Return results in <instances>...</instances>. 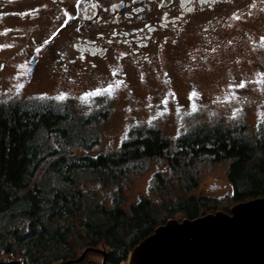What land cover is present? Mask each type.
Wrapping results in <instances>:
<instances>
[{
  "label": "rangeland",
  "instance_id": "374dc122",
  "mask_svg": "<svg viewBox=\"0 0 264 264\" xmlns=\"http://www.w3.org/2000/svg\"><path fill=\"white\" fill-rule=\"evenodd\" d=\"M240 9L241 2H238L223 16L213 17L206 23L202 17V23L188 28L181 50L162 55L160 62H155L150 69L126 70L117 73L115 77L112 75L113 71L103 67L78 74L76 70L62 71L41 65H34L31 75L24 76V70L19 67L23 65L21 61L24 59H8L9 56H14L18 39L12 36L11 30L8 32L1 29L0 21V61L4 62L0 64V104L46 103L55 108L66 107L83 117H94L100 113L98 120L93 119L90 124L91 130L98 135V143L88 150L76 145L68 149L74 156H95L116 151L126 141L123 138L125 135L128 137L130 131L144 132L151 128L159 129L173 141L178 132L182 134L201 126L228 127L245 124L251 136L256 138L264 134V124L257 127L258 113L264 116V91L255 90L260 86L250 83L244 89H235L239 99L232 100L231 103L224 102L230 84H238L241 80H257L260 78L257 74L264 73V47L261 46L264 24L252 25L241 15ZM234 14L241 18L232 19ZM26 30L28 34L29 28ZM5 45L11 47H3ZM114 79L123 83L113 99L101 97L87 104L79 99L88 91L107 87ZM18 83L25 85L20 95L16 94ZM194 91L199 95L195 100L198 111L185 115L191 111L192 101L189 100V95ZM61 92L70 97L66 102L37 99ZM170 93L175 94L174 100ZM165 97H168L167 114L149 125L150 118L156 116L158 111H163L161 102ZM217 97L220 99L217 100ZM177 108L180 109L179 112ZM237 108L243 110L241 116L230 119ZM229 164L227 161L212 163L202 159L195 163L193 169L179 174L158 160L132 163L128 164V173L122 179L105 184L99 183L91 175H79L75 189L83 195L80 211L67 220L57 219L52 223L54 228L73 229L69 231V244L62 250V254L76 258L81 255L86 248L84 244L87 239H84L79 222L90 220L89 211L97 207L108 210L117 206L127 210L139 200L147 199L151 206L161 212L164 205L172 204L177 199L204 195L217 202L216 212H223V207L229 213L233 206L229 202ZM184 174L194 176L197 183L187 192L183 190ZM157 175L164 181L168 180L171 186L158 189L155 180ZM179 177L182 178L180 182ZM34 184L47 190L54 186L52 178L45 174L44 167L38 171ZM182 219L176 212L168 218L178 222ZM12 230L15 231L14 235L10 234ZM25 235H28V221L25 218L16 215L0 220V262L13 260L24 264L26 258L22 251L27 247L23 248L20 239ZM97 248L106 250L103 244L97 245ZM47 258V254L40 252L33 263L27 264H45L48 262ZM60 261L53 259L51 264H59ZM101 261L102 255L89 252L78 264H101Z\"/></svg>",
  "mask_w": 264,
  "mask_h": 264
},
{
  "label": "trees",
  "instance_id": "16d2710c",
  "mask_svg": "<svg viewBox=\"0 0 264 264\" xmlns=\"http://www.w3.org/2000/svg\"><path fill=\"white\" fill-rule=\"evenodd\" d=\"M97 116L101 114L83 117L66 107L38 102L0 104V220L19 215L28 221V235L20 239L23 248L27 247L22 251L24 264L33 263L40 252L48 255L45 264L53 259L61 263L78 258L62 254L73 229L54 228L52 223L80 211L83 195L75 189L79 175H91L105 184L122 179L132 163L158 160L180 174L202 159L227 161L230 204L264 197V134L252 137L245 124L201 126L179 134L173 141L156 128L130 131L116 151L74 156L68 149L76 145L88 150L98 143V135L90 128ZM43 167L54 183L48 190L33 185ZM155 180L158 189L171 186L159 175ZM183 180L185 192L197 184L189 174H184ZM217 210V202L204 195L177 199L164 205L161 212L149 200L141 199L127 210L117 206L94 208L89 211L90 220L79 222V228L87 239L86 248L103 244L106 264H120L174 212L193 220ZM221 210L227 213L226 208ZM14 262L10 264H22Z\"/></svg>",
  "mask_w": 264,
  "mask_h": 264
},
{
  "label": "flooded vegetation",
  "instance_id": "af4514ba",
  "mask_svg": "<svg viewBox=\"0 0 264 264\" xmlns=\"http://www.w3.org/2000/svg\"><path fill=\"white\" fill-rule=\"evenodd\" d=\"M238 2L246 21L264 24V0H0V21L18 39L10 60L35 58L31 68L78 74L101 67L120 73L152 68L184 47L190 26Z\"/></svg>",
  "mask_w": 264,
  "mask_h": 264
},
{
  "label": "water",
  "instance_id": "95a60500",
  "mask_svg": "<svg viewBox=\"0 0 264 264\" xmlns=\"http://www.w3.org/2000/svg\"><path fill=\"white\" fill-rule=\"evenodd\" d=\"M89 252L106 264L105 251L92 247L59 264H76ZM129 254L133 264H264V197L235 204L229 213L168 220Z\"/></svg>",
  "mask_w": 264,
  "mask_h": 264
},
{
  "label": "snow or ice",
  "instance_id": "6c2138e0",
  "mask_svg": "<svg viewBox=\"0 0 264 264\" xmlns=\"http://www.w3.org/2000/svg\"><path fill=\"white\" fill-rule=\"evenodd\" d=\"M202 2L210 4V3L214 2V0H202ZM240 18L241 17L237 14H234L232 17V19H235V20H239ZM66 24H67V21L64 22V25H62V27L65 26ZM58 32H59V29L57 30V34H58ZM49 42L50 41H45V44H47ZM261 46L264 47V38H262ZM3 47H11V46L5 45ZM40 51H41V47H37L36 53L39 54ZM213 51H215V49H213ZM34 59L35 58H33L32 61H28L25 64L19 66L21 69L24 70V72H23L24 76H30L31 75V72H32L31 64L34 63ZM112 75L115 77L117 75V70H114ZM257 75L260 77L257 80H250V81L241 80L238 84H235V85L230 84L229 85V92L225 96L224 102L231 103L232 100L239 99L236 96L235 89H244L250 83L260 86L259 88L255 89V90L264 91V73H258ZM122 83H123V81L118 80V79H114L108 83L107 87H100V88H96L94 90L88 91V92L84 93L83 96L79 97V99L81 100L82 103H85V104H87L91 101H95L97 98H101V97L105 98L106 100L107 99H113L117 93V90L120 88V85ZM24 87H25V85L23 83H18L16 85V94L20 95L22 90L24 89ZM170 96L173 100L175 99L174 93H170ZM69 98L70 97L63 92H61L55 96H51V97H49L47 95L37 97V99L54 100V101H57L60 103L66 102ZM198 98H199V95L195 91L193 93H190L189 100L192 101V103L190 104L191 111L185 113V115H191V114H194L198 111L197 104L195 103V100H197ZM219 99L220 98L217 97V100H219ZM161 103L163 105V111H158L156 116L151 117L150 120L148 121L149 125L152 124L153 120L157 119L158 117H163L164 115L167 114L168 97H165ZM149 107H151V105H149ZM159 107L160 106L158 105L157 108H159ZM177 111L179 112L180 109L177 108ZM242 112H243V110L241 108L235 109L232 112L230 119H237L239 116H241ZM260 124H264V116H262L260 113H258V125H257L258 128H259ZM177 138H179V132L177 134ZM123 139L127 140L128 139L127 135H125Z\"/></svg>",
  "mask_w": 264,
  "mask_h": 264
},
{
  "label": "bare ground",
  "instance_id": "6f19581e",
  "mask_svg": "<svg viewBox=\"0 0 264 264\" xmlns=\"http://www.w3.org/2000/svg\"><path fill=\"white\" fill-rule=\"evenodd\" d=\"M127 262L121 263V264H133L132 260H131V255H128V258L126 260Z\"/></svg>",
  "mask_w": 264,
  "mask_h": 264
}]
</instances>
